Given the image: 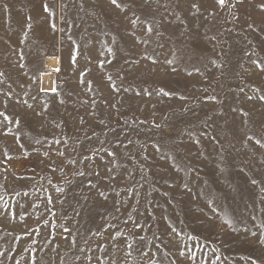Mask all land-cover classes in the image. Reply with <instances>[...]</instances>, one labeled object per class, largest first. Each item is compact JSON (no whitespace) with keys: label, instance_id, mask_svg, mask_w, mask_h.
Returning <instances> with one entry per match:
<instances>
[{"label":"rangeland","instance_id":"374dc122","mask_svg":"<svg viewBox=\"0 0 264 264\" xmlns=\"http://www.w3.org/2000/svg\"><path fill=\"white\" fill-rule=\"evenodd\" d=\"M262 97L264 0H0V264H264Z\"/></svg>","mask_w":264,"mask_h":264},{"label":"bare ground","instance_id":"6f19581e","mask_svg":"<svg viewBox=\"0 0 264 264\" xmlns=\"http://www.w3.org/2000/svg\"><path fill=\"white\" fill-rule=\"evenodd\" d=\"M47 66L50 68H56L58 66V61L53 57H49L47 59ZM43 86L47 89H51L53 87V76L51 74H44L43 77Z\"/></svg>","mask_w":264,"mask_h":264},{"label":"snow or ice","instance_id":"6c2138e0","mask_svg":"<svg viewBox=\"0 0 264 264\" xmlns=\"http://www.w3.org/2000/svg\"><path fill=\"white\" fill-rule=\"evenodd\" d=\"M112 3L113 4H116L117 3V0H112ZM219 3L223 4L224 3V0H219ZM262 99H264V97H262Z\"/></svg>","mask_w":264,"mask_h":264}]
</instances>
